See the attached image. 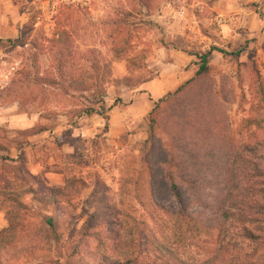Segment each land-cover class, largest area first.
<instances>
[{
    "label": "rangeland",
    "instance_id": "1",
    "mask_svg": "<svg viewBox=\"0 0 264 264\" xmlns=\"http://www.w3.org/2000/svg\"><path fill=\"white\" fill-rule=\"evenodd\" d=\"M61 30L74 70L106 63L109 80L98 94L38 81L59 58L48 41ZM19 38L25 46L6 42ZM213 47L226 55L212 52L209 72L196 78L194 55ZM137 53L143 60L129 74L126 58ZM124 77L139 84L111 82ZM101 95L113 109L107 134L101 117L84 114L100 111ZM34 126L45 132L18 134ZM263 140L264 0H151L147 9L138 0H0V147L9 149V161H0V231L17 223L8 202L17 199L30 210L21 243L38 247L6 264H77L66 257L65 237L110 209L114 234L127 244L141 231L192 264H264L262 218L224 216L240 187L236 152ZM70 179L82 181L72 216L25 195L36 182L61 187ZM257 182L245 193L260 192ZM257 199L264 203V193ZM47 218L61 241L51 239ZM13 239L1 236L0 248Z\"/></svg>",
    "mask_w": 264,
    "mask_h": 264
},
{
    "label": "trees",
    "instance_id": "2",
    "mask_svg": "<svg viewBox=\"0 0 264 264\" xmlns=\"http://www.w3.org/2000/svg\"><path fill=\"white\" fill-rule=\"evenodd\" d=\"M138 1L145 9L149 7V3L151 2V0ZM34 24L33 21L27 23L22 34L27 32L26 29L28 27V32L32 31ZM66 36L67 34L65 31L61 30L54 33L48 42L53 43L54 48L60 49L68 45L67 41H63V38ZM6 42L14 47H23L26 45L20 38L13 44L11 41ZM63 51L64 50H61V52H59L58 59L54 58L51 61L52 67L50 72L52 73L39 77L38 81L43 82V84L47 86H56L61 89L63 88L62 86H66L74 93L94 91L98 94V92L101 91V87L98 83L101 81L102 83H106L107 80H109V71L106 63H104L102 68H100L98 63L94 62L90 64L88 71L74 70L73 61H71V58L66 56ZM214 51L226 55L224 51L214 47L201 55H194L199 61V67L195 73L196 78L203 77L209 72L208 58ZM241 52L242 51L237 52L234 56L238 57ZM138 55L139 53L126 58V67L129 74L133 72V69H136L135 61L143 60V58L135 59ZM151 80L152 79L149 81ZM111 82L122 85L125 88H130L139 84L136 83L138 81L132 83L133 81L129 77L114 79L111 80ZM65 94H67L66 90ZM100 98L101 102L98 109L100 111L96 109H87V111H84V114L87 117L93 115L101 117L104 121L102 133L106 134L108 132L109 117L105 111L108 112L111 109L105 110L102 95ZM151 124H154V122L152 123V121H150L148 130L150 139L153 137V127ZM42 132H45L44 127L34 126L23 132H18V134H23L26 137H34ZM8 152V148L4 149L0 147L1 162L9 161ZM19 164L23 165L21 160ZM233 174L235 178L239 180L240 187H235L233 192L228 196V209L224 213L225 219H241L243 216H260L264 223V203L259 202L257 199L259 194L264 193V140L253 144H245L240 147L234 157ZM253 180L255 183L257 181L260 182L261 191L257 193L248 192L246 194V190L252 191V186L248 184L249 182L254 183ZM168 183L171 194L176 200L180 201L178 188L173 183L172 174L168 175ZM243 187L246 188L244 189ZM81 191L82 181L80 179H70L66 180L61 187H49L40 182H36L35 187H28V189H26L25 195H30L32 201L38 206L64 210V212L67 211L66 214L72 216L76 208L74 201L79 199ZM242 192H244V194ZM248 194L250 197H247ZM255 195L256 197H254ZM8 202L12 207L10 213L12 212L14 216L18 218V221L14 225H10L9 228L0 231V237L9 234L14 238L10 245L9 243H7V245L5 244V247H8L6 250H4L5 248H0V264H6L7 261L17 262L24 258V256L38 250V247L32 243L33 240H31L32 242L29 243V245L21 243L26 236L20 235V233H24L23 222L28 218L30 210L17 199L10 198ZM105 217L107 219H97L94 216H89L82 222L80 228L72 229L67 234L63 247L67 258L76 259L77 264H192L187 261H182V259L175 255L171 249L166 247L163 242L141 231L135 234L129 244L125 243L118 234H114L115 228L113 224L116 218L114 217L112 209H110ZM44 224L48 228L51 239L56 242L61 241L62 236L56 233L53 219H45ZM37 238L39 239V236L36 235L34 239ZM93 245V249H90ZM130 247H132L131 251L129 250L131 249ZM141 247H143L142 252L140 251ZM195 264L218 263L216 260L208 259Z\"/></svg>",
    "mask_w": 264,
    "mask_h": 264
},
{
    "label": "crops",
    "instance_id": "3",
    "mask_svg": "<svg viewBox=\"0 0 264 264\" xmlns=\"http://www.w3.org/2000/svg\"><path fill=\"white\" fill-rule=\"evenodd\" d=\"M144 86H145V85H144ZM149 89H150V88H149ZM149 89H148V90H149ZM149 103L152 104V101H150ZM112 110H113V109H112ZM112 110L108 113V117H109V121H108V131H109L110 127H111V125H110L111 122H113V121H112V118H111V112H112ZM102 121H103V120H102ZM103 126H104V121H103ZM107 133H108V132H107ZM107 133H106V134H107Z\"/></svg>",
    "mask_w": 264,
    "mask_h": 264
}]
</instances>
